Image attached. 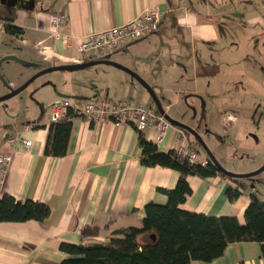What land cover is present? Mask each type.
<instances>
[{"label":"crops","instance_id":"0c3cea01","mask_svg":"<svg viewBox=\"0 0 264 264\" xmlns=\"http://www.w3.org/2000/svg\"><path fill=\"white\" fill-rule=\"evenodd\" d=\"M1 3L15 7L13 21L22 30L17 37L15 33L7 32V35L15 40V49L23 57L19 58L21 63L28 65L35 59L37 66L28 73L53 64L76 63L83 57L77 43L85 34L122 24L146 9H159L163 12L159 29L145 37L125 41L110 58L138 73L162 99L169 94L174 97V103L182 100L190 108L188 116L182 119L175 112L169 113L171 103L164 105L159 99L171 117L195 128L198 122L192 124L190 113L196 107L187 104L189 100L201 111L211 112L212 118L208 119L212 125L247 128L241 125L238 109L246 101L233 91L238 93L245 87L239 84L242 80L235 78L239 76L236 74H242L246 65L256 64L248 50L264 61V0H1ZM61 12L67 15V20L55 28L58 34L55 37L50 17ZM15 49L5 52L13 53L16 58ZM243 52L244 61L241 60ZM115 68L112 87L105 80L90 78L83 85L67 87L71 96L66 97L78 105L84 103L83 96L137 101L138 81L125 70ZM261 73L264 72L252 73L248 82L261 80L263 83ZM26 77L19 81L12 78L7 83L16 87ZM157 78H162L164 84H159ZM50 84L56 89L57 84L43 80L38 96ZM59 96L51 89V99ZM217 109L218 116L214 119ZM45 111L41 103L33 114H26L16 102L0 108V151L11 148L10 137L31 140L29 146L15 140L16 149L11 152L0 196L8 193L21 200L31 198L50 208L43 221H0V264H57L67 256L59 248L62 241L105 239L115 228L141 225L145 203L166 202L167 195L160 187H173L179 177V171L174 168L141 164L139 131L133 123H96L78 113L72 118L66 153L47 155L44 148L52 113ZM229 112L233 114V121L224 125V115ZM141 132L153 141V130L144 128ZM259 137L264 144V138ZM187 138L194 140L192 134L187 133ZM181 143L174 126L167 129L160 142H155L162 151L176 149ZM245 143L241 140L239 145ZM205 156L200 152L202 159ZM263 161L264 156L259 155L255 164ZM246 167L256 166L246 165L236 171L253 169ZM262 172L255 175L253 186L249 178L236 180L221 174L206 177L189 174L191 192L179 206L209 215H235L244 222L250 193L264 199ZM227 186L240 189L236 199L227 197ZM85 226H97V235L82 238L81 230ZM146 236L142 234L141 238ZM190 264H264L263 243L230 242L220 256L209 261L193 260Z\"/></svg>","mask_w":264,"mask_h":264},{"label":"trees","instance_id":"16d2710c","mask_svg":"<svg viewBox=\"0 0 264 264\" xmlns=\"http://www.w3.org/2000/svg\"><path fill=\"white\" fill-rule=\"evenodd\" d=\"M14 11V6L0 3V19L7 22L4 23L5 29L11 34L21 33L22 30L12 23ZM77 113L70 106L65 118L51 122L45 154L61 156L66 153L72 118ZM190 141L200 151L202 146L199 142L195 138ZM138 144L141 164L163 165L179 171L173 187H160L167 195L166 202L145 203L141 225L115 228L108 238L92 237L77 243L62 241L59 248L67 256L57 264H190L193 260L209 261L220 256L230 242H264V199L253 192L244 209V222H240L235 215H209L179 206L191 192L187 181L189 174L202 177L221 174L231 179L239 178L220 173L206 153L207 162L201 164L190 163L178 155L176 149L159 150L155 142L147 139L141 131L138 132ZM225 192L230 200L236 199L241 193L240 189L232 186H227ZM49 213V206L42 201L31 198L21 200L8 193L0 196V221H43ZM97 233V226H85L81 230L82 238ZM142 234L148 236L142 239Z\"/></svg>","mask_w":264,"mask_h":264},{"label":"rangeland","instance_id":"374dc122","mask_svg":"<svg viewBox=\"0 0 264 264\" xmlns=\"http://www.w3.org/2000/svg\"><path fill=\"white\" fill-rule=\"evenodd\" d=\"M15 46H16L15 40L11 39L7 34L0 31V95L6 93L5 91L8 89L7 82L9 80H12V78L19 81L23 79L25 76H27L26 79H28L32 74L40 70L38 69L33 71V73H28L27 72L28 70H31L37 66L34 63L35 59H32L33 61H30L28 65H24L23 63L20 62L19 59V58L22 59L23 57L19 55L20 53L18 51V48L15 49ZM12 49H15L16 52L15 54L17 55L16 58H10L4 56L8 54L5 51H9ZM247 52L250 56L255 58L256 61L254 62L256 64L253 66L248 64L246 65V68L243 69L242 74L241 72L236 74L239 76H236L235 78L242 80L241 82H239V84L245 87L240 88L238 93H235V91H233L235 95L240 96L243 101H246V105L238 109L240 111V119L242 121L241 125L243 123V126H246L247 128L242 129V128L233 127L226 129L217 124L212 125L209 122V119L212 118L210 117L211 115L210 111L208 112L201 111L202 109L198 105H195L193 101H192L193 103L190 102L189 100L187 101V104L196 107L195 111L190 113V118L192 120V124L198 122L196 127L198 128V131L201 137L203 138V140L205 141L206 145L208 146V148L213 152L216 159L221 163V165L224 166V168H226L229 171L237 172V173H242L241 171H236V170H238L239 168H243L246 165L248 166L252 165L254 167L256 166L255 168L246 167L245 169L253 168L249 171L257 169L259 166L262 165V163L261 164L259 163V165L258 163H256L257 164L256 165L255 160L259 155L264 156V150L262 149V147L264 148V144L262 143L261 138L259 137L262 136L264 138L263 136L264 135V82L263 83L260 82L261 80H256L254 81L255 83L248 82V79L251 78L252 73L256 71L264 72L263 69L264 61L262 60V58H259L253 50L250 49ZM109 55L111 57L112 53ZM234 56L235 53H232L231 57L234 58ZM244 56L245 54L243 52L241 59L242 61H244L243 58ZM105 57H101V58H105ZM95 59H100V58H95ZM23 60H26V58ZM83 61L86 60L84 59ZM247 63H250V61L248 60ZM245 64L246 63H244V65ZM115 69L117 68H115V66L112 65L95 64L77 70H52L45 72L37 76L31 83H29L23 90H21L16 95L8 98L5 101H0V108L4 107V105H8V104L11 105L12 103L16 102L18 106H20L21 108H23L25 111L28 112L26 114L29 113L33 114V112L37 111L41 103L43 109L46 110L45 111L46 114L47 112L52 113L53 105L56 100L62 99L69 95L71 96V93H69V91L67 90V87H69L70 85H72V87H74V85L76 86L83 85V83H85L86 80L87 82L88 81L90 82V78H93L98 81L105 80L106 84L112 87L111 84L113 81H115V76H113V72H115ZM261 74L263 76L262 77L259 76V77L264 80V73ZM21 75L23 77H21ZM26 79H24L21 83H23ZM43 80H49L53 84H57L58 86L56 85V89H55V87L50 84V86L43 88V91L45 93L40 95L42 99H38V97H40L38 96V94L42 89L39 88V85ZM156 80L159 84L161 83L162 85L163 83L162 78H157ZM137 83L139 85L138 86L139 92L135 95V99L137 101H142L144 103L151 102L152 100L151 95L144 88V86H142L139 82ZM50 88L53 90V93L55 95L58 96L60 95L59 96L60 98L51 99ZM62 88H66L67 91H62ZM158 98L161 100V102L164 105L166 103H171L172 109L171 111H169L170 114H174L175 112L177 115L183 116L181 117L182 119L188 116L189 114L188 112L190 108L185 104L184 101L180 100L179 102L174 103L175 100L174 97L169 96V94L165 95L164 97L165 99H162V97L160 96H158ZM81 100L86 101L87 97L83 96ZM151 105H153L156 108L154 102L151 103ZM218 112L219 109H217L216 113L213 114L214 119L218 116L217 115ZM239 140L246 141L247 143L241 146L239 145L240 143ZM200 152L201 155H205L206 153L203 147H200ZM262 171L261 172L264 174V170ZM244 172H248V171H244ZM239 179L246 180V178H239Z\"/></svg>","mask_w":264,"mask_h":264},{"label":"built area","instance_id":"2783aa9c","mask_svg":"<svg viewBox=\"0 0 264 264\" xmlns=\"http://www.w3.org/2000/svg\"><path fill=\"white\" fill-rule=\"evenodd\" d=\"M163 12L157 8L146 9L132 19L119 24L97 29L85 34L77 43V49L83 55L78 62L89 59L105 57L121 48L125 41L135 40L155 33L160 26ZM54 30L52 35L57 37L55 28L67 20L65 13H55L50 17ZM72 106L87 120L96 123L102 121H113L114 123H134L137 129H151L155 132L153 141L160 142L167 129L176 127L177 137L182 141L176 147L178 155L187 159L190 163L200 162L205 164L207 160L200 158V152L193 143L188 140L186 131L180 126L170 123L163 114L155 107L142 101H134L127 98L112 99L107 96H92L82 105L71 103L70 99L64 97L54 102L51 121L66 117L69 107ZM19 139L24 146L31 144L30 139L22 137H10L11 148L0 151V185L3 183L7 167L11 160V152L16 149L15 140Z\"/></svg>","mask_w":264,"mask_h":264},{"label":"water","instance_id":"95a60500","mask_svg":"<svg viewBox=\"0 0 264 264\" xmlns=\"http://www.w3.org/2000/svg\"><path fill=\"white\" fill-rule=\"evenodd\" d=\"M6 57H11V58H15V55L10 54V55H6ZM110 55H107V57L105 58H100V59H90V60H86V61H81V62H76V63H61V64H53V65H49L46 66L38 71H36L34 74H32L28 79H26L21 85H19L18 87L15 88H11V90L0 96V101L5 100L11 96L16 95L17 93H19L21 90H23L29 83H31L37 76L48 72V71H52V70H77V69H83L89 65H95V64H108V65H112L115 67H118L120 69L125 70L126 72H128L133 78H135L142 86H144V88L148 91V93L151 95L152 101L155 103L157 110L163 114L165 116V118L172 124L180 126L181 128L187 130L190 134H192L194 136V138L199 142V144L205 149L206 154L208 156V158L210 159V161L215 164V166L217 167L218 171L226 176H231L234 178H249L251 180V184L250 185H254L253 181H254V176L257 175L259 172H261L262 170H264V163L259 166L257 169L252 170V171H248V172H242V173H237V172H232L227 170L226 168H224L223 165H221V163L216 159L215 155L213 154V152L208 148V146L206 145L205 141L203 140V138L201 137V135L199 134V132L192 127L191 125L175 119L173 117H171L163 108L155 90L153 89V87H151V85H149V83H147L138 73H136L135 71L131 70L130 68H128L127 66L109 58Z\"/></svg>","mask_w":264,"mask_h":264},{"label":"flooded vegetation","instance_id":"af4514ba","mask_svg":"<svg viewBox=\"0 0 264 264\" xmlns=\"http://www.w3.org/2000/svg\"><path fill=\"white\" fill-rule=\"evenodd\" d=\"M0 3H1V1H0ZM2 4V3H1ZM4 23H7L4 19L2 20V19H0V31L1 32H3V33H5V34H7V31H6V29H5V24ZM12 23L13 24H15L14 23V21L12 20ZM16 25V24H15ZM16 26H18V25H16ZM9 33V32H8ZM11 34V33H10ZM16 35V37H17V35H19V33H15ZM10 54H13V53H10ZM6 55H8V54H6ZM6 55H4V56H6ZM22 84V83H21ZM20 84V85H21ZM7 86H8V89L5 91L6 93H8L10 90H11V88H13V87H11L9 84H7ZM19 86V85H18ZM17 86V87H18ZM15 88V87H14ZM6 93H4V94H6ZM4 94H2V95H4ZM2 95H0V96H2ZM12 97V96H11ZM10 98V97H9ZM8 99V98H7ZM7 99H5V100H7ZM5 100H2V101H5ZM5 106V105H4ZM232 113H228V115L226 114V115H224V125H227V123L228 122H230V121H233V119H232ZM179 120V119H178ZM186 123V122H185ZM187 124H189V123H187ZM192 126V125H191ZM195 129L198 131V128L197 127H195ZM199 132V131H198ZM200 134V133H199ZM263 164V163H262ZM255 177V176H254Z\"/></svg>","mask_w":264,"mask_h":264},{"label":"bare ground","instance_id":"6f19581e","mask_svg":"<svg viewBox=\"0 0 264 264\" xmlns=\"http://www.w3.org/2000/svg\"><path fill=\"white\" fill-rule=\"evenodd\" d=\"M89 60H90V59H89ZM133 124H134V123H133ZM135 127H136V126H135ZM136 129H137V128H136ZM137 130H138V131H142L143 129H142V130L137 129ZM200 158H201V157H200ZM263 243H264V242H263Z\"/></svg>","mask_w":264,"mask_h":264}]
</instances>
